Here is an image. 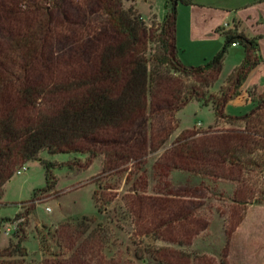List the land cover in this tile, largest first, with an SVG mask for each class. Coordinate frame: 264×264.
<instances>
[{"label": "trees", "instance_id": "obj_1", "mask_svg": "<svg viewBox=\"0 0 264 264\" xmlns=\"http://www.w3.org/2000/svg\"><path fill=\"white\" fill-rule=\"evenodd\" d=\"M90 2L88 12L74 0H0V205L17 169L39 161L45 149L88 154L89 165L101 156L102 174L140 170L149 155L163 151L156 161L159 176L176 170L233 182L239 204L254 200L257 190L251 181L264 177V96L241 117L227 116L224 108L259 61L253 57L257 41L226 33L224 46L207 64L187 67L176 57V18L178 5L192 0L167 1L164 20L150 27L132 6L105 9ZM152 43L158 44L154 53ZM233 43L245 48L246 57L220 93H211ZM191 102L211 106L215 123L237 126L184 130L166 147L178 128V113ZM39 162L46 186L34 191L31 205L39 191L57 185L56 165ZM146 189L145 180H135L121 211L114 212L117 220L125 211L136 235L166 245L138 250L136 257L143 260L148 254L159 264H215L206 255L175 249L192 245L209 227L207 218L197 216L202 204L194 200L202 189L157 193L163 197L145 195ZM92 199L98 213H104L97 191ZM7 221L0 219V229ZM26 225H18L17 243L0 250V264H25ZM48 233L59 252L52 253L41 236V247L49 252L42 264H122L107 256L112 229L95 217L62 222ZM226 235L228 246L229 229ZM18 255L22 259L14 258Z\"/></svg>", "mask_w": 264, "mask_h": 264}, {"label": "rangeland", "instance_id": "obj_2", "mask_svg": "<svg viewBox=\"0 0 264 264\" xmlns=\"http://www.w3.org/2000/svg\"><path fill=\"white\" fill-rule=\"evenodd\" d=\"M74 1L80 2L81 7L88 12L93 8L90 0ZM96 1L105 9L114 6L126 10L132 6L149 27L160 24L167 13V0ZM169 5L168 3V8ZM150 47L151 52L154 53L158 44L152 43ZM254 56L257 57V52L253 53ZM230 66L231 64L226 70ZM226 81L227 79L224 81L223 77H219L209 89L210 92L219 94L225 87ZM177 118L178 128L169 138L166 147H169L184 130L205 131L209 127L225 130L237 126L235 123L225 121L215 123L212 107L198 102L189 103L178 113ZM162 152L149 155L140 170L134 169L132 173L129 172L130 170L122 169L102 174L101 156L89 165L88 154H50L46 149L41 151L38 154L39 161L53 162L56 165L52 173L57 185L50 192L39 191L35 204L31 205L29 202L33 200L34 191L44 189L46 186L45 169L39 161H30L17 169L14 177L5 185V193L0 205V219H9L0 229V250L7 249L10 242L17 243L18 225L27 223L26 238L22 243L28 252L24 258L25 264H42L43 259L49 256V252L42 249L41 236L45 237L52 253L59 252L55 239L48 233L49 230L54 231L62 222H76L82 217H95L97 222L112 229V244L106 250L108 257H115L122 264L127 261H133L134 264H159L148 254L144 255L143 260H139L136 251L166 245L148 236L136 235L130 221L126 220L125 211L121 212L117 220L114 217L115 211H121L123 198L130 192L132 183L135 180H145L147 185L145 195L151 197H163L157 193H172L185 188L202 189L201 193L195 195L194 200L202 204L197 216L207 218L209 227L195 238L192 245L175 247V249L200 256L206 255L208 259H213L215 264H220L221 261L225 264H264V177H257L251 181L252 188L257 190L254 200L239 204L241 196L237 195L238 186L233 182L176 170L170 171L167 176H159L160 171L156 161ZM19 172L21 173L16 175ZM260 189L262 191L259 192ZM94 191L98 193L100 206L104 211L102 214L98 213L92 199ZM57 192L60 195H57ZM257 198H261L262 201L259 203L256 201ZM29 207H34V210L27 216L25 213ZM17 214H25V216L18 220ZM227 229H229L228 246ZM14 258L22 259L19 255ZM196 262V264H208L201 260Z\"/></svg>", "mask_w": 264, "mask_h": 264}, {"label": "crops", "instance_id": "obj_3", "mask_svg": "<svg viewBox=\"0 0 264 264\" xmlns=\"http://www.w3.org/2000/svg\"><path fill=\"white\" fill-rule=\"evenodd\" d=\"M226 33L242 34L258 43L257 65L247 73L224 108L227 116L241 117L258 106L264 96V0H192L190 5H178L176 57L183 65L207 64L224 46ZM245 57L241 44L231 45L220 77L225 81Z\"/></svg>", "mask_w": 264, "mask_h": 264}, {"label": "built area", "instance_id": "obj_4", "mask_svg": "<svg viewBox=\"0 0 264 264\" xmlns=\"http://www.w3.org/2000/svg\"><path fill=\"white\" fill-rule=\"evenodd\" d=\"M232 45L234 46V45H235V43H233ZM19 173H20V172H19ZM48 210H50V209H48Z\"/></svg>", "mask_w": 264, "mask_h": 264}]
</instances>
